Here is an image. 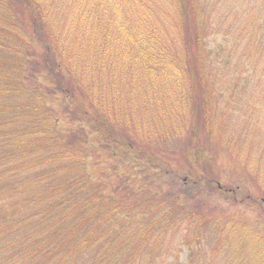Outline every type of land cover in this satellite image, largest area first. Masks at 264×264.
Returning <instances> with one entry per match:
<instances>
[{
    "label": "trees",
    "instance_id": "obj_1",
    "mask_svg": "<svg viewBox=\"0 0 264 264\" xmlns=\"http://www.w3.org/2000/svg\"><path fill=\"white\" fill-rule=\"evenodd\" d=\"M243 100L261 129L264 0H0V264H204L211 228V263L264 264V232L188 206L235 195L204 142L264 174V131L228 138Z\"/></svg>",
    "mask_w": 264,
    "mask_h": 264
},
{
    "label": "rangeland",
    "instance_id": "obj_2",
    "mask_svg": "<svg viewBox=\"0 0 264 264\" xmlns=\"http://www.w3.org/2000/svg\"><path fill=\"white\" fill-rule=\"evenodd\" d=\"M217 40H223L224 36L222 34L217 35ZM221 41H218L220 43ZM237 97H241L238 96ZM228 98V96H227ZM226 98V101H227ZM230 103L232 102L231 99H229ZM236 101V100H235ZM225 104V103H224ZM257 111L264 110V106H257ZM235 109V113L233 115L228 114L226 118L229 120V136L228 138L234 139V137L238 135L245 134L250 137V140L253 141V143H256V139L259 138L260 133L264 131V126H261V129L255 130V131H249L244 128L246 126L247 119L250 116V109L247 111L246 102L243 100L242 104L237 106V108H229L227 107V110H233ZM243 110V111H242ZM254 110V109H253ZM218 112V111H217ZM230 112V111H229ZM215 112L210 111L208 114L213 116ZM237 114V115H236ZM224 115H226L224 113ZM216 116V115H215ZM261 118V117H259ZM188 125H190L191 118L188 117ZM223 125V123H222ZM222 125L220 127L222 128ZM251 125H256L255 123H252ZM219 127V128H220ZM258 128V126H257ZM207 130V129H206ZM241 130V131H240ZM246 131V132H245ZM186 136L188 135V131L184 132ZM179 136V135H178ZM183 137V136H182ZM260 139V138H259ZM222 143V142H221ZM231 143V144H230ZM176 141L172 142L171 145H175ZM243 143L240 142V144L234 139L233 141L228 140L227 143L224 145H213L208 142H204L202 146L200 147V150L204 151L205 158H200L198 160V163L201 162V164L207 162L206 159L210 157L213 159L217 153L219 154V182L226 185L227 188L234 189L235 195H218L216 189L211 188L207 182H205V185L203 188H195L192 187L190 182V191L191 197H199L201 198L198 202V204L194 203H188V206L192 209H195L196 207H199L201 209L202 213H210L212 215H216V217L221 218L223 221L226 220H236L240 223H246L249 226H252L254 229H256V232L262 231L264 232V202H263V210L260 209L257 205L253 204L249 198V195H254L256 197H259L258 200H262V194L259 192V186L260 183H264V174H262L261 178L256 177V164L259 165L257 157L253 159V162H251L252 165L255 164V167L248 168L245 163H248V157L250 155L253 156V149L254 147L251 146V149H247ZM213 149V150H210ZM247 149V150H246ZM192 153H196V151H192ZM216 159V158H215ZM197 163V164H198ZM221 168V169H220ZM184 183H186L184 181ZM209 186V187H208ZM173 189H175L173 187ZM171 194H169L170 196ZM211 205V206H210ZM215 230V229H214ZM182 233H177L175 235V239L168 240L167 242V248L162 249L163 253H169L171 256H177L179 258L180 262H186L189 254V249L181 244L182 241ZM228 235V233H225L224 235L220 234L218 231H213L212 228L204 232V242L205 248L202 253L203 255H207V258H204V264H213L210 262V257L213 255V252L216 250V244L219 241V239H223L224 237ZM228 237V236H227ZM206 241V242H205ZM183 243V242H182ZM244 244V243H243ZM226 245V244H225ZM228 245V244H227ZM225 246L226 248L229 246ZM224 249V253L226 254V250ZM200 253H196L195 255L198 257ZM241 254V252L235 253L233 256H230L232 260L235 257H238ZM195 261V259H192ZM199 260V258L197 259ZM200 261V260H199ZM196 262V261H195ZM222 261L215 264H224L221 263ZM225 264H232L231 261H225ZM237 264V263H234ZM239 264V263H238Z\"/></svg>",
    "mask_w": 264,
    "mask_h": 264
}]
</instances>
